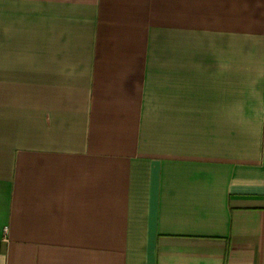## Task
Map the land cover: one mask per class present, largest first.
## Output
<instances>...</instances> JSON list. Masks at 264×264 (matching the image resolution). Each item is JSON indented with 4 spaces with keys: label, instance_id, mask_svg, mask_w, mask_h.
I'll use <instances>...</instances> for the list:
<instances>
[{
    "label": "crops",
    "instance_id": "obj_1",
    "mask_svg": "<svg viewBox=\"0 0 264 264\" xmlns=\"http://www.w3.org/2000/svg\"><path fill=\"white\" fill-rule=\"evenodd\" d=\"M0 264H264V0H0Z\"/></svg>",
    "mask_w": 264,
    "mask_h": 264
}]
</instances>
